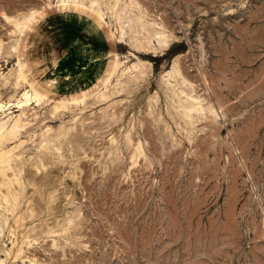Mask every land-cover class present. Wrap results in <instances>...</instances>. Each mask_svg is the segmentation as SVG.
<instances>
[{
  "label": "rangeland",
  "instance_id": "1",
  "mask_svg": "<svg viewBox=\"0 0 264 264\" xmlns=\"http://www.w3.org/2000/svg\"><path fill=\"white\" fill-rule=\"evenodd\" d=\"M89 1L0 0V260L264 264V0Z\"/></svg>",
  "mask_w": 264,
  "mask_h": 264
},
{
  "label": "bare ground",
  "instance_id": "2",
  "mask_svg": "<svg viewBox=\"0 0 264 264\" xmlns=\"http://www.w3.org/2000/svg\"><path fill=\"white\" fill-rule=\"evenodd\" d=\"M60 1V0H59ZM63 1H66V0H63ZM72 2H76L78 0H70ZM89 5L90 7L93 6V4L96 2V1H89ZM116 3V1H115ZM114 3V4H115ZM37 12L36 9L34 10H29L27 12H21V13H18L14 16H8V15H5V18H6V21H8L13 27V31H19L21 33H23L24 31H26L27 28L30 27L29 25V21L30 19L33 17V15ZM137 18V17H136ZM125 21V20H124ZM145 22V21H144ZM147 22V21H146ZM145 22V23H146ZM144 24V23H143ZM153 24L152 22L150 23V25ZM156 24V23H155ZM137 25V24H136ZM139 25V24H138ZM140 26V25H139ZM138 26V27H139ZM146 26V25H145ZM149 26V23L147 24V27ZM12 27V28H13ZM140 28V27H139ZM150 28V27H149ZM123 30V29H122ZM153 31H155L153 29ZM164 31H156L154 32V37H155V40L156 42L159 44V45H164L166 42H167V39L163 33ZM121 33V31H120ZM122 35V33H121ZM15 48V47H14ZM24 66H26V63H21V61H18V72H17V76H16V81H15V84L18 85L20 83H22L24 80H26V75L24 73ZM141 71V70H140ZM14 75V74H13ZM169 76V75H168ZM15 77V76H14ZM185 82V81H184ZM188 83V82H186ZM14 84V85H15ZM15 85V86H16ZM190 92V91H189ZM84 93V92H83ZM45 94L44 92L42 93H38L37 91L34 92V97H38L37 95H43ZM188 94V93H187ZM30 89L28 90H24L20 96V98L16 101V104L18 106H24V103L26 102H29V96H30ZM194 94H192L193 96ZM188 96V95H187ZM191 96V97H192ZM80 97L79 94H77V96H75L73 99L75 100H78V98ZM195 98V97H194ZM193 98V99H194ZM37 100V99H36ZM197 100V99H196ZM191 101V100H189ZM200 101V100H199ZM191 103V102H189ZM195 103V102H194ZM198 103V101H197ZM192 104V103H191ZM200 104V102H199ZM197 105V104H196ZM199 106V105H198ZM203 106V104H202ZM197 106L193 105L192 108H196ZM24 115L23 113V110L20 114L16 115L15 118L13 119L12 123L9 125V127H5V122H1L0 123V196L1 198L3 199H6V205L4 207H12L14 206L15 204V199H16V196H15V192L13 193V177L11 173H9V171L12 170V160L14 158V154L12 153L13 151V148L14 147H7L5 145V142L6 141H9L11 139H13L15 136H16V133L19 132V129L22 128L23 126V118L22 116ZM9 122V121H8ZM7 126V125H6ZM21 127V128H20ZM15 180V179H14ZM17 181V180H15ZM16 190V189H15ZM14 190V191H15ZM17 195V194H16ZM4 203V202H2ZM4 205V204H3ZM5 209V208H4ZM20 249V248H19ZM10 250V249H9ZM8 250V251H9ZM12 251V250H11ZM6 252V251H4ZM10 252V251H9ZM20 252V251H19ZM8 253V252H7ZM18 253V251H17ZM7 255V254H6ZM9 255V254H8ZM14 255V254H13ZM17 256V255H16ZM15 257V256H14ZM20 257V255H19ZM17 258V257H16ZM4 261L3 260H0V264H3ZM40 264V263H39ZM50 264V263H49Z\"/></svg>",
  "mask_w": 264,
  "mask_h": 264
}]
</instances>
